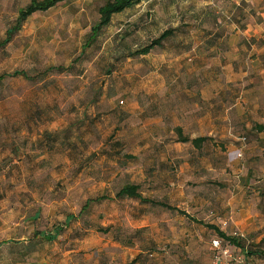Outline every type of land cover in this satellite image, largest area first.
<instances>
[{
    "label": "rangeland",
    "instance_id": "1",
    "mask_svg": "<svg viewBox=\"0 0 264 264\" xmlns=\"http://www.w3.org/2000/svg\"><path fill=\"white\" fill-rule=\"evenodd\" d=\"M29 1L0 0V41ZM105 1L71 0L36 12L0 47V74L31 76L0 83V240H22L34 253L25 260L39 264H129L139 256L145 264H215L218 237L205 225L115 198L136 182L145 196L243 238L242 251L221 242L234 256L264 250V180L241 186L243 165H232L220 133L198 150L179 142L176 131L210 136L211 125L197 121L206 110L193 108L197 72L224 49L228 26L241 32L263 20L252 9L256 0H145L115 14L84 48ZM166 29L174 32L161 46L129 56ZM46 130L58 135L52 148ZM122 153L133 157L119 159ZM102 195L110 199L95 200ZM70 214L76 219L56 241L36 236ZM252 257L251 264H264Z\"/></svg>",
    "mask_w": 264,
    "mask_h": 264
},
{
    "label": "crops",
    "instance_id": "2",
    "mask_svg": "<svg viewBox=\"0 0 264 264\" xmlns=\"http://www.w3.org/2000/svg\"><path fill=\"white\" fill-rule=\"evenodd\" d=\"M263 6L264 2L256 0L252 7L263 17L260 22L243 26L241 32L233 29L235 25H227L230 34L222 44L224 49H216V56L211 57L207 67L198 70L200 82L191 90V98L196 102L193 108L206 110L199 113L197 121L211 125L208 137L222 135L228 155L235 161L232 165H243L238 173L243 177L241 186L247 188L257 187L264 180V13H260ZM237 34L242 36L241 41ZM248 36L253 37L255 45ZM248 46L256 55L247 56ZM236 153L242 154L240 159ZM38 215V212L32 214L31 220H37ZM26 250L20 239L0 240V264H39L25 260L29 255ZM33 254L31 251L29 257Z\"/></svg>",
    "mask_w": 264,
    "mask_h": 264
},
{
    "label": "trees",
    "instance_id": "3",
    "mask_svg": "<svg viewBox=\"0 0 264 264\" xmlns=\"http://www.w3.org/2000/svg\"><path fill=\"white\" fill-rule=\"evenodd\" d=\"M70 1L71 0H30L26 6L19 9V12H18V15H17V18H16L14 24L6 30L5 38L2 41H0V47L8 44L11 41V39L13 38V36L16 35L22 29L23 24L26 22V20L31 15H33L34 13L44 12V11H47L51 8H54L60 4L68 3ZM142 1H145V0H106L98 9L99 10V19L91 27V31L88 34L87 41L84 45V48L90 47L94 43H96V41L99 38L102 31L107 26H109V24L112 22L113 16L115 14H118L127 8L133 7V6L141 3ZM173 32H174L173 29L164 30L157 38L151 40V42L148 43L147 45H144L141 48L130 52L129 56H141V55H146V54L150 53L155 47L161 46L163 44V41L165 39H167L169 36H171L173 34ZM60 69H61V67H60ZM8 76H10V77L24 76L28 79H29V77H31L30 75H28V73L26 71L16 69L13 72H7V73L0 74V83ZM176 131L179 135V139H178L179 142H183V143L190 142L198 150H202L203 147L205 146L206 142L212 139L208 136H199V137H195V138H190L188 135L186 136L183 134V130H182L181 126H177ZM57 137H58V135H56V133H53L52 131L46 130L44 132L43 139L47 138L49 140V141H47V143H50V148H52ZM72 146L76 147L75 145H72ZM116 156H118V155H116ZM132 157L133 156L129 153H127V154L122 153V158L120 156H118L119 159H123L125 161H127L128 158H132ZM119 164L125 165L126 162L119 160ZM115 198H117V199L130 198V199L137 200L142 205L159 206V207H163V208H166L169 210L178 211L180 214L186 216L187 218L191 219L195 223L200 224V225H205L206 228H208L210 231L214 232V234H216V236L218 237V239L216 241H219L220 245H221V242L222 243L225 242L227 244H230L231 246L238 248L239 251H242L245 248L243 238L227 233L219 225H217L215 223H205L203 220L197 219L194 216H190L184 210H181L175 206H172L165 201L145 196L142 192V185L140 183H136V182L125 183L115 193ZM104 199H110V198L107 195H102V196H98L97 198H95V200H97V201L104 200ZM91 201L92 200H90V199L87 200V202L83 206L79 216H77V217H80L82 215V213H84V211L88 210V208L91 205L90 203H92ZM38 214L40 215V213H38ZM74 219H76V217L73 216L72 214H70L66 217L65 224H63L62 226L57 224V225H54L53 228L50 230L38 231V232H36V234H37L36 236H39L41 239H44L46 241H56L59 238L61 232L65 229L66 225H69ZM221 248H222V245H221ZM148 253H149L148 256L151 258L156 257V255H157L156 251H154V250L149 251ZM245 253H246L245 259L247 261V264H251L250 263L251 261L249 259L250 258L253 259V257H252L253 255H256L259 258H264V250H260V249L253 250V251L247 250ZM249 256H250V258H249ZM140 258H141L140 256L137 257L136 259L129 262V264H145L144 262L143 263L139 262V260H141ZM189 264H195V263H194V261L193 262L190 261Z\"/></svg>",
    "mask_w": 264,
    "mask_h": 264
},
{
    "label": "built area",
    "instance_id": "4",
    "mask_svg": "<svg viewBox=\"0 0 264 264\" xmlns=\"http://www.w3.org/2000/svg\"><path fill=\"white\" fill-rule=\"evenodd\" d=\"M242 141L245 143L246 139L243 138ZM237 154H238V156L241 155V153H237ZM242 237H244V236L242 235ZM216 244H217L216 247L221 249V251L219 253H217V255L215 256V264H247V261H246L244 255L238 254V255L234 256L231 253L229 248H225V249L221 248L219 241H216ZM222 258H225V259L228 258V261L223 263Z\"/></svg>",
    "mask_w": 264,
    "mask_h": 264
}]
</instances>
